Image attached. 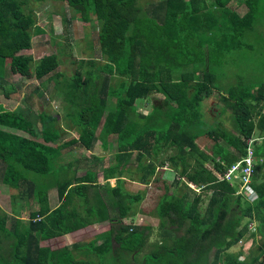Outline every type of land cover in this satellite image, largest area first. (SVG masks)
Listing matches in <instances>:
<instances>
[{
	"label": "trees",
	"instance_id": "1",
	"mask_svg": "<svg viewBox=\"0 0 264 264\" xmlns=\"http://www.w3.org/2000/svg\"><path fill=\"white\" fill-rule=\"evenodd\" d=\"M62 1L73 11L68 21L96 32L93 56L69 75L58 70V53L37 63L23 52L45 32L31 0H0V90L18 96L13 73L44 87L16 108L0 102V186L13 190L6 207L0 202V264H264V138L256 137L249 90L224 82L244 66L252 77L264 62V0ZM216 90L224 105L217 117L203 109ZM54 97L63 103L65 128L53 118ZM139 99L151 102L149 114L138 111ZM68 128L78 136L65 138ZM169 147L177 153L162 157ZM250 147L255 199L237 193L238 179L224 177ZM112 150L100 167L97 153ZM167 160L171 181L158 174ZM132 181L159 191L154 243L152 225L137 215L145 191L127 189ZM101 222L109 229L87 241L46 243ZM253 229L261 243L241 259L236 246Z\"/></svg>",
	"mask_w": 264,
	"mask_h": 264
},
{
	"label": "rangeland",
	"instance_id": "2",
	"mask_svg": "<svg viewBox=\"0 0 264 264\" xmlns=\"http://www.w3.org/2000/svg\"><path fill=\"white\" fill-rule=\"evenodd\" d=\"M30 5L34 13L38 17L37 18L38 23L43 27L45 32L35 35L33 37V47L31 49L24 50L23 52L32 55L37 63L40 62V60L45 55L58 53V58L60 60V65L58 67V70L62 71L65 75L67 74L69 75L70 73H72V71L80 64V62H82V60H85L90 56H93L92 51L88 49L89 48L88 45L90 41L93 42L95 41L96 38L95 29L92 28L91 26H85L78 19H73L68 21L67 18H70L73 15V11L70 10L69 8H66V4L64 1L50 0L44 2H36L35 0H31ZM98 60L101 61V59L99 58ZM260 67H261L260 70H258L256 74L251 77L246 72V66H244L243 72L240 73L242 79L238 80L235 76L231 75L225 79L224 81L225 85L228 84L229 87L237 86V85L244 87L248 83L251 85L260 83L261 79L264 78V62L260 63ZM256 68H257V64H256ZM229 71L231 73L238 74V70L234 68L230 67ZM8 80L12 81L19 89L18 96L13 94L11 98H7L0 90V102L3 103L8 108L13 109L16 108L18 105H21V103L23 104L22 98L26 95L31 94L30 92H32V90L35 89L36 87H40L41 90L44 89V87L41 86L40 81L35 77L26 78L20 74L13 73V74H9ZM258 86L259 85L253 88L252 91H254ZM223 92L225 91L223 90ZM259 95L260 93L259 91H257V95L255 96L258 98L255 101L259 103V107L257 106V114H255V120L257 122H260V117L264 115V106L263 108H260L264 99L259 98ZM221 96H222V92L217 90L214 91L211 94V96L203 100V109L211 114H214V116L217 117L215 113H217L220 110V108L224 109L223 108L224 105L221 104L223 103L220 99ZM33 99L38 101V105H35V108L36 106L38 108L40 107L42 108V103L39 101L36 95H33L32 100ZM60 101L61 99L59 97H54L50 101V107L54 112L53 118L56 120V125L62 126V122L66 124L67 119L64 112H62L63 103H61ZM145 101L147 102V100ZM145 101L139 99L137 100L136 105L138 111L146 115L151 112V102L150 103L147 102V104H145ZM214 104H217V106H215ZM259 108L261 109L260 111H258ZM226 110L228 112H231L230 108H227ZM218 118H220L224 122L223 124L227 129H229L230 131H234L235 133H239L235 129L233 125V121L229 117L222 115ZM11 131L14 130L12 129ZM260 139L261 140L257 139L259 143L263 141V138ZM98 143L99 142H97V144ZM95 150L97 151L99 150L97 145L95 146ZM160 153L162 157H166V156L168 157L170 155L176 154L177 148L169 147L167 148V151L161 150ZM168 163L169 162L167 160L166 166L159 168L158 174L162 171V178H166L167 181H171L175 177V172L172 170V168L169 166ZM107 164L108 163L106 162L103 164V166H106ZM113 182L115 185V181ZM196 188L197 191L199 192L201 191L199 187ZM241 188H242L241 185L240 187L238 186V192H241ZM127 189H131L132 191L135 192L139 191V189L145 191V198L142 204L138 206V207L142 206L144 208L139 209L137 211V215L139 217H143L146 220V223L152 225L154 233L151 232L150 241L151 243H154L158 237L157 225L159 223V219L155 206L159 191L153 189L152 186L150 185L146 186L145 184H140L138 182H134L133 184L128 186ZM9 190L11 189H9L7 185L2 184V186H0V202H2L3 204H5L7 200ZM11 192H13V190H11ZM14 194H17V191H15ZM248 195L250 196L251 199H255L257 197V192L254 188H251L248 190ZM204 198H207L206 192L204 193ZM7 204H8L7 208L10 211H12V209L10 208L11 205L10 201H8ZM4 206L6 207V204ZM4 209H5L4 207L0 206V216H2L3 213L5 212L6 209L5 210ZM115 215H117V212H115ZM24 216L26 217L28 215H24ZM109 227H110L109 222H101L98 225L86 226L85 228L69 233L66 236L51 239L46 243L50 244V246L52 245V247L56 246L58 248L65 244L66 245L72 244L75 241H84V240L87 241L88 239H92L95 236L101 235V233L107 231ZM253 231L255 230L253 229L252 231H249L246 234L247 237L243 240H240L239 244L236 246L238 248L242 246V250L244 251L243 255L241 256V259L246 257V255L248 254H254L257 250L258 245L261 243L259 232L257 233L256 231V234H252Z\"/></svg>",
	"mask_w": 264,
	"mask_h": 264
},
{
	"label": "crops",
	"instance_id": "3",
	"mask_svg": "<svg viewBox=\"0 0 264 264\" xmlns=\"http://www.w3.org/2000/svg\"><path fill=\"white\" fill-rule=\"evenodd\" d=\"M239 78V79H238ZM237 79L238 80H241L242 79V77L241 76H239V77H237ZM260 81V80H259ZM257 85H259L254 91H252V89L253 88H255ZM260 85H264V78H262L261 79V81H260V83H256V84H254V85H251V84H247L246 86H245V89H243V91H247V90H249V92L251 93L250 94V96H249V100H252V103H254V105H255V107H259V103H257L255 100H257L258 98L257 97H255L256 95H257V91H259L260 90ZM260 98V97H259ZM257 103V104H256ZM263 106H264V101H263V103H262V105H261V107L260 108H263ZM259 108V110L258 111H260L261 109ZM62 127L63 128H65L66 127V124L64 123V122H62ZM254 130H255V133H256V137H259L258 138V140H261L260 138H264V115H262L261 117H260V122H257L256 120H255V127H254ZM71 131V132H70ZM76 132V133H75ZM74 133H75V135H74ZM78 136V132H77V130L75 129V128H68V129H66L65 130V132H64V137L65 138H67L68 140H70L71 138H73V137H77ZM97 142H101V141H97ZM98 143V144H99ZM97 144V145H98ZM76 147H77V149L78 148H80V147H78L77 145H76ZM87 152L89 153V152H91L90 150H87ZM71 154V153H70ZM98 155H100L101 157H104V160H102L101 162H100V167H101V165H103L104 163H108L109 162V160L113 157V150H112V152L111 153H102V152H98L97 153ZM80 154H78V156H79ZM108 165V164H107ZM100 167H99V171H98V168H97V171H98V179L100 180V182L101 183H104V177H103V173H102V171H101V169H100ZM86 173V170L83 168V167H80L79 169H78V175H82V174H85ZM110 182H111V184L112 185H114V182L113 181H115V184H116V178H112V179H110L109 180ZM134 183V181H132V182H130L128 185H131V184H133ZM126 187H127V183H126ZM144 223H145V221H144ZM98 224H100V223H96L95 225H98ZM253 226V225H252ZM147 242H149V240L147 241Z\"/></svg>",
	"mask_w": 264,
	"mask_h": 264
},
{
	"label": "built area",
	"instance_id": "4",
	"mask_svg": "<svg viewBox=\"0 0 264 264\" xmlns=\"http://www.w3.org/2000/svg\"><path fill=\"white\" fill-rule=\"evenodd\" d=\"M253 148H249V154L243 160H239L237 163L233 164L228 170L225 172L224 177L228 180L231 179H238L237 185L241 188V192L237 193H245L247 194L248 198V190L252 187V182L254 181V165H253ZM251 199V198H250Z\"/></svg>",
	"mask_w": 264,
	"mask_h": 264
},
{
	"label": "bare ground",
	"instance_id": "5",
	"mask_svg": "<svg viewBox=\"0 0 264 264\" xmlns=\"http://www.w3.org/2000/svg\"><path fill=\"white\" fill-rule=\"evenodd\" d=\"M255 167V166H254ZM254 171H255V169H254ZM255 174V173H254ZM249 190V189H248ZM246 197V196H245Z\"/></svg>",
	"mask_w": 264,
	"mask_h": 264
}]
</instances>
